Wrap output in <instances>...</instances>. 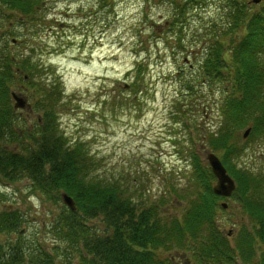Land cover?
<instances>
[{
    "label": "trees",
    "instance_id": "obj_1",
    "mask_svg": "<svg viewBox=\"0 0 264 264\" xmlns=\"http://www.w3.org/2000/svg\"><path fill=\"white\" fill-rule=\"evenodd\" d=\"M171 2L174 23H182L202 1ZM224 3L226 25L213 26L207 34L200 75L222 86V120L203 143L236 181L234 198L248 219L233 243L219 228L221 198L212 191L214 175L193 148L189 186H167L173 204L186 199V205L168 213L164 205L169 199L149 200L135 177L101 176L99 160L87 145L69 143L56 112L60 83L34 81L42 67L37 56L13 51L16 39L9 40L16 24L38 23L42 2L0 0V180H27L31 192L54 209L44 224V233L53 239L50 245L20 231L29 220L27 211L0 212V233L6 236L0 239V264H178L177 257L187 253L193 264H234L238 259L264 264V172L236 163L245 150L242 130L250 127L249 140L264 138V1ZM26 89L38 93L31 107L38 118L30 126L11 97L12 91ZM63 192L74 200V210L63 204Z\"/></svg>",
    "mask_w": 264,
    "mask_h": 264
},
{
    "label": "rangeland",
    "instance_id": "obj_2",
    "mask_svg": "<svg viewBox=\"0 0 264 264\" xmlns=\"http://www.w3.org/2000/svg\"><path fill=\"white\" fill-rule=\"evenodd\" d=\"M39 1L38 23L16 24L9 40H17L13 51L37 56L43 68L34 81L60 83L62 133L69 143L87 145L101 176L135 177L149 200L164 197L171 201L164 205L168 213L180 212L186 199L173 204L167 186H189L190 148L204 161L203 139L222 120V86L203 79L200 65L207 34L226 25L224 0H201L182 23H174L171 0ZM26 91L21 94L30 107L23 120L30 126L38 118L31 109L38 93ZM242 139L245 150L236 163L264 172V138ZM223 201L228 208L218 214L219 228L236 236L247 216L236 197ZM14 207L29 213L20 227L27 237L53 243L44 224L54 209L25 179L0 181V211ZM189 257L183 254L177 263L191 264Z\"/></svg>",
    "mask_w": 264,
    "mask_h": 264
},
{
    "label": "water",
    "instance_id": "obj_3",
    "mask_svg": "<svg viewBox=\"0 0 264 264\" xmlns=\"http://www.w3.org/2000/svg\"><path fill=\"white\" fill-rule=\"evenodd\" d=\"M253 3H259L260 0H252ZM12 97L14 100V108H25L27 105L26 100L16 94L15 92H12ZM250 129H246L243 133V136L246 137L249 133ZM206 160L208 161L211 170L215 177L217 178L216 183L213 186V191L217 195L222 196H230L232 191L235 188V183L233 179L227 174L225 167L223 166L220 159L212 152H208L206 154ZM63 202L70 208L74 209V202L72 198L67 195L66 193L62 194ZM223 207L226 206L225 203L222 204Z\"/></svg>",
    "mask_w": 264,
    "mask_h": 264
},
{
    "label": "flooded vegetation",
    "instance_id": "obj_4",
    "mask_svg": "<svg viewBox=\"0 0 264 264\" xmlns=\"http://www.w3.org/2000/svg\"><path fill=\"white\" fill-rule=\"evenodd\" d=\"M250 4V3H249Z\"/></svg>",
    "mask_w": 264,
    "mask_h": 264
}]
</instances>
